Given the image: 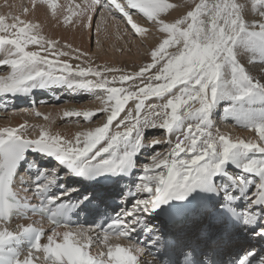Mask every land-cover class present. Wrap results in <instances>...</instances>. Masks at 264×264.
Returning a JSON list of instances; mask_svg holds the SVG:
<instances>
[{
	"label": "snow or ice",
	"instance_id": "obj_1",
	"mask_svg": "<svg viewBox=\"0 0 264 264\" xmlns=\"http://www.w3.org/2000/svg\"><path fill=\"white\" fill-rule=\"evenodd\" d=\"M30 3L66 27L91 32L99 15L96 32L110 18L142 42L154 32L155 41L147 62L127 71L93 63L88 52L43 34L39 22L0 14V67L7 69L0 97L62 88L101 105L64 110V118L92 123L104 115L71 137L27 121L0 126V264H264V248L227 251L239 229L264 240V0ZM222 105V119L250 137L216 127ZM29 127L38 134H27ZM150 129L165 138L149 141ZM68 177H103L104 187L73 196L79 189ZM124 177L133 180L118 193L116 211L111 187ZM86 214L95 227L80 225ZM156 221L188 231L167 239ZM152 250L158 259L146 260Z\"/></svg>",
	"mask_w": 264,
	"mask_h": 264
},
{
	"label": "rangeland",
	"instance_id": "obj_2",
	"mask_svg": "<svg viewBox=\"0 0 264 264\" xmlns=\"http://www.w3.org/2000/svg\"><path fill=\"white\" fill-rule=\"evenodd\" d=\"M173 2L185 3L186 0H173ZM242 2H243V0H242ZM59 3L67 5V4L71 3V1L70 0H67V1L59 0ZM0 5H1L0 8L5 7L4 9H5V12L7 14L11 13L14 15H25L23 12V9L25 7L29 8L28 13H32L33 11L34 12H36V11L41 12L43 14L42 20L35 21V22H39L41 24L42 32L45 35H46V33H48V32H46V29H48L50 27V25L54 26L55 24H60V27H62V28L66 27L62 23H58L56 20H53V19H51L50 16L46 15V11L44 8H42V6H38L37 9L32 10L31 3L29 0H21L19 2V4H15L14 0H0ZM3 8H2L1 13L4 15L5 12H4ZM38 8H39V10H38ZM173 15H175V13H173ZM135 18L138 19V21L142 22L143 26H147L145 21L141 20L139 17H135ZM98 20H99V15L94 16V26H93V29L91 30V32L88 29L82 27L81 25L79 27V33L81 35V40L84 41L82 44H85V46H83V47L79 46V47L83 48L84 49L83 51L88 52L90 54L93 63L101 64V65L107 64L108 66L117 67V68L124 69L127 71H134V70H137L139 65L143 64L144 62H147V60L149 59V57H148L149 45H151L155 41V33L154 32H152L148 35L150 38L149 41L143 40V42H142L140 38L135 37L131 34L130 26H127L123 22H120L119 24H117L116 21L113 22L110 19L114 23L115 27L112 30H110L109 28H105L107 24L103 25L101 29L104 28L105 33L108 35L105 37V35H106L105 33H103V35H102V34H100L101 32L95 31V23ZM117 20H120V17H117ZM76 26L78 27V25H76ZM68 27H73V26H68ZM114 29H115V31H114ZM106 30H109V31H106ZM46 36H48V35H46ZM49 36H51V34H49ZM51 38H56V39L60 38L59 40L61 41V43L65 42V40H63L59 36L58 37H54V36L52 37L51 36ZM94 49L95 50L99 49V50H97V52L94 53L95 52ZM65 50L67 51V49H65ZM92 51H94V52H92ZM109 56H111V57H109ZM112 56H113V58H112ZM64 59H68V57H65ZM70 62L73 64L78 63V61H75V60H71ZM6 71H7L6 68L0 67V74H2V73L4 74ZM43 91H44V93H43ZM35 92H36V94H35ZM48 92H49L48 89L47 90H40V91L34 90L33 93L35 95L32 94V96H31L33 98L32 100L35 102L34 105H29L30 99H31L30 96L29 97L19 96V97H16L15 99L0 97V100L4 104L7 103V105H8L6 111L4 110V107H3V110L0 111V126H2V125L7 126L8 125V124H6L7 122L5 120V119H7L8 113L15 111V112L20 114L22 112V111H18L20 109L24 111L20 115L21 116L20 119L23 120V121L21 120L22 123L25 122L26 120H27V123L29 126L35 125V123L36 124L39 123L41 120V117L36 116L35 112L38 110V108L40 106L50 105L49 103H51L52 99L51 100L46 99V96H45V94L48 96V94H47ZM58 92L61 95L58 94ZM66 94L79 95L80 97H78V98L76 97V99H74V100L78 101L79 105L82 104L85 100L87 101V99H88L87 97L89 95H91V94L83 93V92H80L78 94V93L68 92L65 89H56L55 95H58V96H55V97H59V101L57 99L56 100L60 103V102L66 101L68 99H73L72 97H70V95L63 97ZM50 98H53V97H50ZM42 101H43V103H42ZM157 102L158 101H156L155 99H151L147 103H157ZM4 104H3V106H4ZM30 106H31V108H33L31 113L28 112V108H30ZM127 107L130 109H132V108L134 109V105L132 104V102H129V105ZM222 111L223 110H222V106H221L215 110V114L213 116V119L215 121V125L217 128H219V130L221 132L228 133L231 135L232 133L236 132L237 129L238 130H240V129L245 130L244 128L237 126L232 119L222 120V115H223ZM19 114H16V115H19ZM22 115H24L25 117L22 118ZM217 119H219V120H217ZM1 120L2 121L4 120V121L2 122ZM103 120H104V115L101 114V115H97L92 123L85 122L82 118H80L79 120H77L76 118L64 119L59 123L60 124H66L67 127L73 126V127H75V129L77 131H82V130L88 129L90 127L92 128V127H95V126L101 124L103 122ZM37 125H39V124H37ZM31 128L32 127L28 128L27 134L30 133V131L32 130ZM61 129H63V128H61ZM62 132H69V130L68 131H62ZM63 134H64V136L68 137V133H63ZM244 137L247 138L248 136L245 135ZM164 138H165V134L161 130L150 129L147 132V139L149 141L152 139L163 140ZM156 150L157 151H163L164 146H159ZM140 160H141V163L145 162V154L141 155Z\"/></svg>",
	"mask_w": 264,
	"mask_h": 264
},
{
	"label": "bare ground",
	"instance_id": "obj_3",
	"mask_svg": "<svg viewBox=\"0 0 264 264\" xmlns=\"http://www.w3.org/2000/svg\"><path fill=\"white\" fill-rule=\"evenodd\" d=\"M21 0H14V3L15 4H19V2H20ZM30 1V0H29ZM64 1H67V0H64ZM71 1V3H82V0H70ZM13 2V1H12ZM22 3V2H21ZM64 3V2H63ZM1 6V5H0ZM3 6V5H2ZM13 6V5H12ZM28 6V5H27ZM7 7V6H6ZM9 7V6H8ZM3 8V7H2ZM2 8H0V14H2L1 12H2ZM5 8V7H4ZM3 8V9H4ZM28 8V7H27ZM43 8V7H42ZM41 8V9H42ZM17 9V8H16ZM37 9V8H36ZM40 9V10H41ZM7 10V9H6ZM31 10V9H30ZM38 10H39V8H38ZM4 12H5V9H4ZM16 12V11H15ZM43 12V11H42ZM6 13V12H5ZM4 13V15H6ZM44 13V12H43ZM8 15V14H7ZM47 15V14H46ZM23 19H25V20H31V21H33V22H35V21H39V20H42V18H43V14L41 13V12H38V11H36V12H32V13H28L27 15H20ZM52 19V18H51ZM136 19V18H135ZM137 21H138V19H137ZM114 22V21H113ZM110 19H108V22L106 23L107 25H106V27L105 28H109L110 30H112L115 26H114V23H113ZM139 23H141V25L143 26V23L142 22H140V21H138ZM52 27V28H51ZM79 27H80V25H78V27L77 26H73V27H64V28H62V27H60V24H55L54 26L53 25H50V27L48 28V29H46V32H48L49 34H51V36L53 37H61L63 40H65V41H67V42H70V43H72V45H73V47L74 48H80V47H83V46H85V44H82L84 41L83 40H81V35H80V33H79ZM44 30V29H43ZM106 31H109V30H106ZM114 31H115V29H114ZM101 33L100 34H102L103 35V33H105V29L103 28V29H101V31H100ZM48 33H46V35H48L49 36V34ZM108 33V32H107ZM99 34V33H98ZM106 34V33H105ZM111 34V33H110ZM117 34V33H116ZM101 35V36H102ZM51 36H49V37H51ZM99 36V35H98ZM106 36H108L107 34L105 35V37ZM60 39V38H59ZM149 36H147V37H145L144 38V40H146V41H149ZM106 40V39H105ZM152 42V41H151ZM80 46V47H79ZM82 51L84 50L83 48H80ZM97 50H99V49H94V51H92V52H94V53H96L97 52ZM85 52V51H84ZM93 54V53H92ZM104 54V53H103ZM105 55V54H104ZM108 56V55H107ZM109 57H111V56H109ZM112 58H113V56H112ZM3 74V73H2ZM255 74V73H254ZM56 89H62V88H54V89H48L49 90V92L47 93L48 94V96L45 94V96H46V99H49V100H51V103H49L50 105H43V106H40L39 108H38V110L37 111H39V112H41V113H43L44 115H47L48 117H49V119L48 120H45L43 117H41V120H40V122L39 123H37V124H39V125H43V126H45L46 128H49L52 132H59L60 134H62V135H64L63 133H68V137H71V136H73L76 132H77V130L75 129V127H73V126H69V127H67L66 126V124H60L59 122H61L62 120H64V119H66V118H64L63 117V111L64 110H71V109H96V108H99L101 105H100V102L97 100V99H95V97L93 96V95H89L87 98V101L85 100L82 104H78V101H76V100H74V99H76V97L78 98V97H80L79 95H72V94H66V95H64L63 97H65V96H68V95H70V97H72L73 99H68V100H66V101H64V102H58L59 101V99H57L56 100V98L57 97H55V96H58V95H55V92H56ZM35 91H40V89H36ZM55 91V92H54ZM67 91V90H66ZM68 92H70V91H68ZM43 93H44V91H43ZM62 93V92H61ZM32 94H34V93H32ZM35 94H36V92H35ZM34 94V95H35ZM58 94H60L59 92H58ZM79 94V93H78ZM61 95V94H60ZM32 96V95H31ZM30 96V97H31ZM50 97H53V98H50ZM29 99V98H28ZM40 99V98H39ZM56 100V101H55ZM35 103V102H34ZM54 103V104H53ZM3 102L0 100V111L1 110H3ZM30 105V104H29ZM32 109L33 108H31V106H30V108H28V112L29 113H31V111H32ZM133 109V108H132ZM222 110H223V105H222ZM18 111H22V112H24L23 110H18ZM21 112V113H22ZM223 112V111H222ZM21 113L19 114V113H17V112H11V113H8L7 114V119H5L6 120V124H8L7 126H16V125H18V124H20V123H22L21 122V120L22 119H20V115H21ZM27 113V112H26ZM16 114H19V115H16ZM223 116V115H222ZM25 116L24 115H22V118H24ZM217 120H219V119H217ZM222 120H224V119H222ZM2 121V120H1ZM4 121V120H3ZM2 121V122H3ZM23 121V120H22ZM27 121V120H26ZM217 123V122H216ZM219 123V122H218ZM36 123H35V125H37ZM65 125V126H64ZM220 125V124H219ZM224 125V124H223ZM3 126V125H2ZM235 126V125H234ZM73 127V128H72ZM61 128H63V129H61ZM91 128V127H90ZM32 130L30 131V133H28L29 135H32V136H35V135H37L38 134V131H39V128H31ZM69 130V132H62V131H68ZM233 137H235V136H241V137H244L245 135H247L248 137H250L251 135H252V133L250 132V131H248V130H242V129H240V130H238L237 129V131L236 132H234V133H232L231 134ZM67 181H68V186H73L74 185V182L72 181V180H69V179H67ZM24 221H15L14 223H13V227L15 226V224H17V223H23Z\"/></svg>",
	"mask_w": 264,
	"mask_h": 264
}]
</instances>
